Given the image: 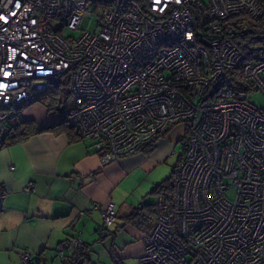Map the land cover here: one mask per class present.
<instances>
[{"label": "built area", "instance_id": "2783aa9c", "mask_svg": "<svg viewBox=\"0 0 264 264\" xmlns=\"http://www.w3.org/2000/svg\"><path fill=\"white\" fill-rule=\"evenodd\" d=\"M240 15L258 21L261 0H0V149L15 117L5 108L63 75L67 124L101 164L183 124L138 264H264V108L247 101L264 93V55L245 60L225 36ZM86 16L95 31L63 34ZM92 206L115 223L112 201ZM20 261L37 264L25 250Z\"/></svg>", "mask_w": 264, "mask_h": 264}, {"label": "crops", "instance_id": "0c3cea01", "mask_svg": "<svg viewBox=\"0 0 264 264\" xmlns=\"http://www.w3.org/2000/svg\"><path fill=\"white\" fill-rule=\"evenodd\" d=\"M69 104L68 109L73 99ZM60 121L45 98L15 112L14 135L24 132L27 123L33 132L20 139L6 138L0 149V191L5 192L0 210V264H21L23 250L37 264H70L65 256L74 239L80 238L89 251L107 236L100 212L92 205L108 201L114 203L121 224L109 235H127L119 247H111L109 264L113 258L138 264L143 233L139 225L123 224V220L137 206L155 207L156 184L169 177H160V172L178 141L173 133L177 124L151 145L101 164L91 143L59 125ZM29 182L31 189L25 191Z\"/></svg>", "mask_w": 264, "mask_h": 264}, {"label": "trees", "instance_id": "16d2710c", "mask_svg": "<svg viewBox=\"0 0 264 264\" xmlns=\"http://www.w3.org/2000/svg\"><path fill=\"white\" fill-rule=\"evenodd\" d=\"M140 1V0H139ZM261 5L264 7V0H261ZM225 36L232 41L233 44L241 51L245 60H255L259 56L264 55V16H262L258 21H253L250 18H247L245 15L231 17L228 20L221 23ZM64 76V75H63ZM63 76L54 77L50 80V83L47 87L37 90L30 98L27 100L21 101L19 103H12L11 105L5 108L6 111L18 112L20 109L25 107L27 104L45 98L48 102L49 108L55 110L61 116V121L59 125H65L70 131H74L73 128L67 124V115H68V106L67 98L68 95L65 93L66 83L62 79ZM233 83L237 86H242L239 78L232 76ZM14 112V113H15ZM52 129V126L43 128L39 131H46ZM170 128L161 133L158 137L165 135ZM187 130V129H186ZM32 131L29 123L25 125V131L19 134L14 135L13 126H11V131L7 138L11 139H20L26 137ZM75 132V131H74ZM76 133V132H75ZM77 134V133H76ZM78 136V134H77ZM79 137V136H78ZM179 161V158L177 162ZM175 166V165H174ZM173 166V169H174ZM172 169V174H173ZM173 175H170L162 182L156 184L155 191L158 194L163 190H170L172 187ZM156 217V204L155 207L148 205L137 206L132 209V211L125 216L123 224L130 223L139 225L140 231L143 234H148L152 228L153 223L148 221L149 219ZM115 224L114 227H112ZM112 226L105 227L104 235H109L115 233L119 230L120 225L117 223V214L116 220ZM77 252L78 253L77 255ZM65 263L70 264H89L92 263L91 259L88 256V250L81 246L74 247L72 251L65 256ZM68 260V261H67ZM78 260L80 262L78 263ZM95 264V263H92ZM113 264H123L121 260L113 258Z\"/></svg>", "mask_w": 264, "mask_h": 264}, {"label": "rangeland", "instance_id": "374dc122", "mask_svg": "<svg viewBox=\"0 0 264 264\" xmlns=\"http://www.w3.org/2000/svg\"><path fill=\"white\" fill-rule=\"evenodd\" d=\"M96 28H97V24H96L95 16H86L81 20L78 29H75V30L64 29L63 34L65 36L77 38L79 35H81V33L85 31L92 32V31H95ZM62 79L66 83L65 93H67L68 95L67 106H69L70 105L69 103L72 100V91L69 85V77L68 75H64ZM247 101L251 103L252 105H255L256 107L264 108V93H262L260 90H251L247 92ZM173 133L176 135V138L182 135L184 133V125L177 124L174 127ZM180 147H181L180 143L175 141L173 152L168 157L167 164H164L165 167L160 172V177H164L165 175H168V176L172 175L173 166L177 163V160L181 153ZM148 221H150V223H153L154 225L155 217L149 219ZM114 226L115 224L112 227ZM125 236L127 235L124 232L121 234L119 233L116 236L107 235L104 237V239L101 242H96L95 244H92L93 246L91 247V250L88 251V256L91 259L92 263L109 264V261H110L109 251L111 247L114 246V249L116 247H119L122 239H125ZM92 263H89V264H92ZM53 264H59V263L58 261H55ZM126 264H135V262L130 260L129 262L127 261Z\"/></svg>", "mask_w": 264, "mask_h": 264}, {"label": "water", "instance_id": "95a60500", "mask_svg": "<svg viewBox=\"0 0 264 264\" xmlns=\"http://www.w3.org/2000/svg\"><path fill=\"white\" fill-rule=\"evenodd\" d=\"M78 253H80V252H77V255H78ZM80 262V260H78V263Z\"/></svg>", "mask_w": 264, "mask_h": 264}]
</instances>
